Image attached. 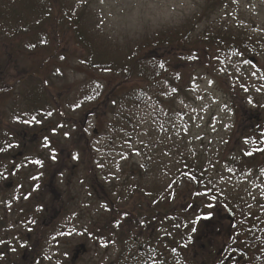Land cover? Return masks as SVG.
Wrapping results in <instances>:
<instances>
[{
	"label": "rangeland",
	"instance_id": "374dc122",
	"mask_svg": "<svg viewBox=\"0 0 264 264\" xmlns=\"http://www.w3.org/2000/svg\"><path fill=\"white\" fill-rule=\"evenodd\" d=\"M42 1L0 0V172L13 182L0 191V264H117L119 253L141 264L145 243L147 264L208 262L214 251L207 257L196 241L223 236L229 220L251 221L264 205V153L250 168L228 163L264 130V0ZM47 5L60 12L55 24ZM224 32L242 43L208 37ZM150 52L166 63L151 68L164 74L159 83L123 78L132 55L149 71ZM36 81L49 108L31 105ZM132 87L144 88L140 102L119 100ZM19 127L35 135L14 160ZM41 179L69 202L43 203L33 189ZM17 182L32 189L27 200ZM166 208L183 215L190 243Z\"/></svg>",
	"mask_w": 264,
	"mask_h": 264
},
{
	"label": "flooded vegetation",
	"instance_id": "af4514ba",
	"mask_svg": "<svg viewBox=\"0 0 264 264\" xmlns=\"http://www.w3.org/2000/svg\"><path fill=\"white\" fill-rule=\"evenodd\" d=\"M22 129L21 127H19ZM35 133L30 132L28 133L27 130L22 129L21 133V139L23 140L22 148L21 150H18L19 154H13L12 158L14 160L18 159H23L24 154L27 151V147L29 145L28 142L29 137H34ZM257 142L260 146L264 144V130H258V134L256 135ZM262 153H264V150L262 149ZM1 159V155H0ZM32 161V158L29 160H24L22 163L23 164H29ZM17 166L21 167V163L17 162ZM13 168V165H11V168ZM26 168L30 167L27 166ZM48 172V171H47ZM18 173V171H17ZM42 178L44 177V171L42 170ZM4 174L3 172H0V191L3 192L4 188H11L13 186V182L11 180L4 182ZM41 179V181L38 183L36 182V187L33 188L37 190V194L40 195V198L43 199V203L48 202L51 198L52 201H57L61 200L65 201L66 200L69 202V195L67 194H62L60 190L56 187V185L51 181L48 183L47 180ZM42 185V190H41V184ZM27 185V183H26ZM32 189H26L23 188V183L17 182V193L19 194L21 192V195H24L23 200H27L25 197L31 196L33 193H31ZM2 194H0L1 196ZM44 198H43V197ZM2 199H0V202ZM48 207V206H47ZM264 214V205H262L261 210L257 213L256 218L251 220V221H245L244 223H241V221H234V220H229L231 224L229 225V228L227 232L221 236V237H201L196 241L197 244L200 245V248H203L204 254L207 255L208 257V252L205 251H214L212 253L210 260L207 262V260H204V257H198V255H195L193 258L194 261H196L198 264H213L215 262L219 263L220 261H223V264H226L227 260H232L235 264H252L251 259L248 257L249 253H251V256L253 255L255 262L253 264H264V218H262ZM28 216V215H27ZM230 217V216H227ZM231 218V217H230ZM215 222V221H214ZM216 222L219 223V220H216ZM214 225V224H213ZM234 234V235H233ZM26 237L29 238V234H26ZM211 240V243L206 247L204 244L208 242V240ZM201 240H206V242ZM229 240L235 241V243H227ZM202 245V246H201ZM209 248V249H208ZM238 252L241 256L242 259L241 261L238 262L237 258L238 255L234 254L232 255L231 253H236ZM236 257V258H235ZM243 262V263H242ZM229 264H232L229 262Z\"/></svg>",
	"mask_w": 264,
	"mask_h": 264
},
{
	"label": "trees",
	"instance_id": "16d2710c",
	"mask_svg": "<svg viewBox=\"0 0 264 264\" xmlns=\"http://www.w3.org/2000/svg\"><path fill=\"white\" fill-rule=\"evenodd\" d=\"M48 1L49 0H44L42 2H44V4H49ZM59 13L60 12L58 10H56L53 13L51 8H49V5H47V13L45 14V17H46V15L51 14L52 15V18H51L52 24H55V20L57 18H59V16H60ZM75 21H76V19H75ZM48 22L49 21L46 20V22H43V23H40V24L38 23L36 25V27L39 28V29L42 28L41 30H39V31L42 32ZM72 27L73 28L76 27V24L72 25ZM224 33H227V32H224ZM45 37H46V35H45ZM208 37L211 38L212 40H214V42H216V40H218L217 41L218 42L217 45L221 46V47H223L224 45H229V46L234 47V46H237L238 44L242 43V38L241 37H239L237 35L233 36V34L231 35V34H228V33L224 34V35L223 34L220 35L219 33L218 34L217 33L208 34ZM46 38H48V37H46ZM46 38H45V40H46ZM203 40H204V42H207L205 37H203ZM207 40H209V39H207ZM210 43L214 44L211 41H210ZM33 44H34L33 47L34 46L35 47L36 46H41V42H39L38 40L34 41ZM217 45H215V47ZM181 49L187 50L185 45H183ZM149 56L150 57H153V56L155 57L154 61H152L151 63H148V66H150L149 67V71L145 68L144 61H143L142 57L135 58L133 55L130 56L129 60L126 62L127 66L124 68V70H125L124 74L125 75H123V78L130 77L132 74L135 73L137 75L139 74L141 76L142 80L146 84L159 83L160 79L164 78V74H163V76H161V74L159 73L158 69H151V68H154L157 65V63H159V64H162V66H161L162 70L160 72H163L164 64H166V63H164L161 60H158V57H157V55H155L154 52H150ZM22 76H24V75H22ZM38 82L36 81L34 85L32 84V86H34V88H33L32 92L30 93V96L32 95V98H31L32 104L31 105L33 107H35V110H39L38 109L39 108L38 107V105H39L38 103H39V100L40 101L42 100V101L45 102V105H47L46 107L49 108V105H50L49 104V97L46 95V91L44 89L45 83L41 82V81H38ZM170 83H173V81H171ZM39 86H40L41 90H38ZM5 88H7V87H5L3 85L0 86V90H3V91L7 90ZM24 95L26 96V93H24ZM40 96H42V97H40ZM143 96H144V88L143 87H132V88H129L128 90H126L125 92H123L120 95L119 100H126L129 104H133V103L135 104V103H139L140 100L143 98ZM38 97H40V98H38ZM50 100H53V99L50 98ZM41 109H43V108H41ZM251 133H253V131H251ZM250 138L253 139V135L252 134L250 135ZM255 142L256 141L250 142V147L248 149V152H242L240 154V156H241L240 160L236 161L235 159H229L228 163L229 164L232 163L234 167H236V166L238 167L239 164H243L245 167H249V168L253 167V165H256L257 162L259 161L258 157L260 155H262V149H264V144L262 145V147H260V146H258V144H255ZM238 169L242 170L243 168L238 167ZM194 175H196L195 172H193L192 175L189 176V177H191L196 182L197 179H195L196 176H194ZM238 208H240V207L238 206ZM163 212L165 214L164 215L165 217H171L172 218L173 222L171 223V225L176 230V232L180 235V237L185 242L190 243L191 239L188 236L187 232L184 230L187 225H186V223L184 221L183 215L182 214L180 215L175 209L169 210L168 208H166ZM235 214L238 215L240 213H238V211H237V213H235ZM235 219L238 220V217L235 216ZM149 222H150V219H146V221H144V226L146 225V223L148 224ZM153 223H155V221L150 222V224H153ZM227 243H235V241L229 240ZM137 253H139L141 258L143 259V262L141 264H147V262L149 261V255H150L149 254V246H147L146 243L144 245H140L138 247ZM125 260L122 259V254L119 253L117 264H133L130 261H128V260L125 261ZM160 261H161L162 264H169L168 261L165 258H162ZM182 264H187V263L186 262L184 263V260H182Z\"/></svg>",
	"mask_w": 264,
	"mask_h": 264
},
{
	"label": "water",
	"instance_id": "95a60500",
	"mask_svg": "<svg viewBox=\"0 0 264 264\" xmlns=\"http://www.w3.org/2000/svg\"><path fill=\"white\" fill-rule=\"evenodd\" d=\"M248 60H250V61H252V62H255V61H256L255 57H253V56H248ZM80 247H81V248H84L83 245H80ZM75 256H76V255H75Z\"/></svg>",
	"mask_w": 264,
	"mask_h": 264
},
{
	"label": "snow or ice",
	"instance_id": "6c2138e0",
	"mask_svg": "<svg viewBox=\"0 0 264 264\" xmlns=\"http://www.w3.org/2000/svg\"><path fill=\"white\" fill-rule=\"evenodd\" d=\"M193 231H195V229H193Z\"/></svg>",
	"mask_w": 264,
	"mask_h": 264
}]
</instances>
